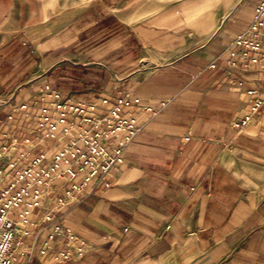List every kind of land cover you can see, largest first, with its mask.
<instances>
[{
    "label": "crops",
    "instance_id": "obj_1",
    "mask_svg": "<svg viewBox=\"0 0 264 264\" xmlns=\"http://www.w3.org/2000/svg\"><path fill=\"white\" fill-rule=\"evenodd\" d=\"M256 1L0 0V168L59 147L36 129L45 87L139 99L123 163L78 202L59 205L64 185H49L15 264H264V72L227 53ZM250 89L263 104L236 126ZM55 225L81 255L40 254Z\"/></svg>",
    "mask_w": 264,
    "mask_h": 264
},
{
    "label": "built area",
    "instance_id": "obj_2",
    "mask_svg": "<svg viewBox=\"0 0 264 264\" xmlns=\"http://www.w3.org/2000/svg\"><path fill=\"white\" fill-rule=\"evenodd\" d=\"M227 53L229 62L238 63L242 70L256 66L264 72V0L255 2L249 25L235 34ZM247 94L252 97L251 106L236 126L258 114L263 104V99L254 96L253 89ZM40 99V112L34 116L36 129L41 138L52 140L59 147L40 153L24 166L17 167L16 162L8 161L0 168V246L8 245L6 249L0 247V264H15L17 234H26V225H33L30 217L41 207L49 185H64L59 205L78 202L85 189L96 181H104L123 163V151L138 131L132 113L137 98L125 95L115 103L107 97L99 103L86 102L62 97L45 87ZM165 104L161 101L156 107L144 105L143 110L155 113ZM51 219L49 213L42 217L44 221ZM55 235L64 237L67 246L58 255L49 253V240ZM47 239L40 249L42 256L57 261L81 255L79 243L68 229L55 225Z\"/></svg>",
    "mask_w": 264,
    "mask_h": 264
},
{
    "label": "clouds",
    "instance_id": "obj_3",
    "mask_svg": "<svg viewBox=\"0 0 264 264\" xmlns=\"http://www.w3.org/2000/svg\"><path fill=\"white\" fill-rule=\"evenodd\" d=\"M9 238H10V237H9ZM7 246H8V245H7V244H5V245H2V246H0V247H3V248H5V249H6V248H7Z\"/></svg>",
    "mask_w": 264,
    "mask_h": 264
}]
</instances>
